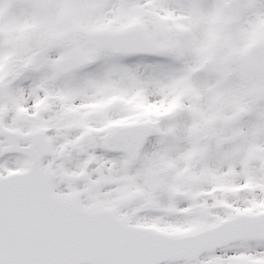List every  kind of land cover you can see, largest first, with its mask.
I'll return each instance as SVG.
<instances>
[{
	"label": "snow or ice",
	"instance_id": "6c2138e0",
	"mask_svg": "<svg viewBox=\"0 0 264 264\" xmlns=\"http://www.w3.org/2000/svg\"><path fill=\"white\" fill-rule=\"evenodd\" d=\"M0 264H264V0H0Z\"/></svg>",
	"mask_w": 264,
	"mask_h": 264
}]
</instances>
